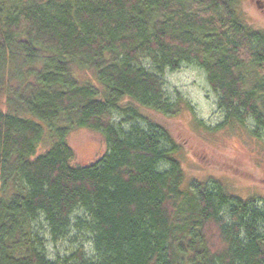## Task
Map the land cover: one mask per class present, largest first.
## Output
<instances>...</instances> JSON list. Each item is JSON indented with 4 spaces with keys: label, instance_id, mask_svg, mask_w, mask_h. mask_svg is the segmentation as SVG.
<instances>
[{
    "label": "trees",
    "instance_id": "1",
    "mask_svg": "<svg viewBox=\"0 0 264 264\" xmlns=\"http://www.w3.org/2000/svg\"><path fill=\"white\" fill-rule=\"evenodd\" d=\"M239 3L0 0V264H64L36 226L44 219L59 240L78 210L97 256L80 250L68 264H264V207L218 182L184 189L166 128L113 124L116 110L144 118L139 106L178 114L161 76L197 64L220 95L222 126L253 119L262 138L264 30ZM78 128L107 140L94 165H73Z\"/></svg>",
    "mask_w": 264,
    "mask_h": 264
},
{
    "label": "rangeland",
    "instance_id": "2",
    "mask_svg": "<svg viewBox=\"0 0 264 264\" xmlns=\"http://www.w3.org/2000/svg\"><path fill=\"white\" fill-rule=\"evenodd\" d=\"M239 4L244 19L253 27L264 30V0H240ZM143 67L156 70L150 59H144ZM161 79L165 99L171 103L181 100L178 114L166 116L139 106L144 118L137 117L133 121L122 110H116L113 124L127 132L133 129L134 123L141 128H147L149 122L163 126L178 146L176 158L183 168L184 189L198 184L213 188L218 182L230 195L254 200L263 208L264 133L262 138L253 136L256 129L253 119L245 126H222L225 112L219 107L220 95L211 88L206 71L197 64H184L175 72L168 70ZM0 107H5L3 94L0 95ZM68 142L75 154L73 165H94L108 150L104 135L87 128L74 129ZM48 146L46 137L39 151ZM85 219V212L78 210L72 216L74 223L67 236L59 240L53 239L44 219L39 222L37 232L44 240L50 260L68 264L80 250L88 259L96 258Z\"/></svg>",
    "mask_w": 264,
    "mask_h": 264
}]
</instances>
